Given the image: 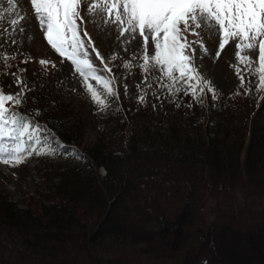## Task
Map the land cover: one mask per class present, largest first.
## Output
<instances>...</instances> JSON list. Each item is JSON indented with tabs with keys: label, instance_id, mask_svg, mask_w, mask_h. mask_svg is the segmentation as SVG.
<instances>
[{
	"label": "trees",
	"instance_id": "obj_1",
	"mask_svg": "<svg viewBox=\"0 0 264 264\" xmlns=\"http://www.w3.org/2000/svg\"><path fill=\"white\" fill-rule=\"evenodd\" d=\"M230 97L181 94L153 132L156 98L120 94L86 145L82 102L28 93L18 110L87 161L32 157L34 192H0V264H264V98Z\"/></svg>",
	"mask_w": 264,
	"mask_h": 264
},
{
	"label": "snow or ice",
	"instance_id": "obj_2",
	"mask_svg": "<svg viewBox=\"0 0 264 264\" xmlns=\"http://www.w3.org/2000/svg\"><path fill=\"white\" fill-rule=\"evenodd\" d=\"M19 2L0 0V75H11L18 87L26 89L27 69L20 68L19 63L27 64L32 57L19 49L25 39L31 41L34 37L22 23L26 16L20 13ZM30 5L47 44L71 63L99 112L122 110L119 88L123 85L127 92L124 80L134 70L144 76V87L137 85L140 104L146 106L149 95L160 99L153 88L156 85L170 102L183 94L202 106L211 94L215 107L223 94L200 72L192 46L197 41L188 39L191 35L199 40L202 59L208 54L202 39L204 30L209 36L219 37L217 59L226 46L235 42L237 64L233 67L240 84L230 98L239 94V88H245L244 73L254 76L257 90L264 91V0H30ZM82 11L98 29L115 25L125 51L137 36L142 38L141 49L120 64L115 63V53L102 56L85 30ZM5 16L10 17V30L3 26ZM11 45L19 47L10 54L7 47ZM252 51L257 52L255 58L249 54ZM93 53L102 68L95 64ZM21 55L23 60L17 62ZM133 58L139 63L134 64ZM39 64L45 70L49 65L56 67L46 59H40ZM13 67L16 70L10 71ZM153 72L156 77L150 79ZM247 84L246 92L251 90V82ZM26 100L21 93H5L0 85V163L15 167L32 157L58 155L87 161L86 155L75 148L67 149L46 127H41L34 114L21 113L18 109L26 106Z\"/></svg>",
	"mask_w": 264,
	"mask_h": 264
},
{
	"label": "rangeland",
	"instance_id": "obj_3",
	"mask_svg": "<svg viewBox=\"0 0 264 264\" xmlns=\"http://www.w3.org/2000/svg\"><path fill=\"white\" fill-rule=\"evenodd\" d=\"M4 7H7L5 4ZM18 9L21 14L26 16V19L22 21L24 26L28 29V32L34 37L31 41L25 39L24 45L20 48L21 53L30 54L32 60L25 64L19 63L20 68H26L27 72L24 73L28 88L18 87L14 82L11 75H0V85L3 86L5 93H21L22 98L28 93L33 92L47 93L53 99L66 100L71 103L75 101L82 102L79 108L83 112L87 121L86 137L84 143L87 145L99 134L104 133L107 128L106 114L99 112L96 105L92 102L90 94L83 87V81L78 74L74 73L73 66L67 60L59 57L53 49L47 44L44 39V34L39 28L38 21L36 20L33 9L30 5V0H20ZM84 19V27L91 37L95 46L100 51L101 55L108 57L110 54H117V62L120 64L122 61L129 60L132 53L138 52L141 49V39L139 36L134 41L127 45V51L124 50V46L120 40L117 39V29L115 25H109L105 28L98 29L96 25L91 22V17L82 11ZM10 17L5 16L3 26L9 28L8 20ZM27 35V33H26ZM83 35V33H82ZM190 41H197L192 46L196 49V64L199 66V70L202 75L211 82L215 89L221 92L223 95H232L237 92L240 80L236 75L233 65L237 64L234 47L235 42H231L226 48L220 52L219 58L216 57V52L219 50V37L209 36L207 31L202 32V39L204 46L208 49V54L204 55L201 59V49L199 47V40L191 35L188 36ZM19 45H11L7 47V51L15 53ZM152 52V45H149V53ZM253 58L257 56L256 51L249 53ZM40 59H46L56 65L55 68L48 66L45 70L39 64ZM93 59L97 67L102 68L100 61L95 58L93 53ZM23 60V56H18L17 62ZM132 62L139 63L138 60L133 58ZM255 67V65H253ZM12 68L10 71H15ZM246 85L245 88H239L238 96L251 101V103H260L264 98V91H258L256 88V78L250 76L248 73H244ZM143 74L134 70L132 74H128L124 80V84L127 85V92H125L123 85L119 88V93L124 95L132 102H138L137 100V85H142ZM251 82V90L246 92L248 87L247 82ZM92 84L96 86L95 81ZM30 89V90H29ZM204 103V101H203ZM200 109L203 110V106L197 104ZM30 107V105L28 106ZM178 114V110H175L173 104L164 99H155V126L153 132L163 131L168 129V123ZM169 121V122H168ZM67 157L59 155V157ZM38 160L36 158H30L25 163L19 166H8L0 163V192H5L9 198L16 201H21L24 196L29 193H33L39 182V175L37 172ZM102 174H105V170L101 169ZM6 243L5 240H3Z\"/></svg>",
	"mask_w": 264,
	"mask_h": 264
}]
</instances>
